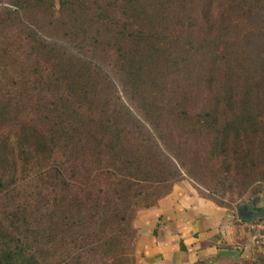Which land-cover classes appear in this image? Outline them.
<instances>
[{
	"label": "trees",
	"instance_id": "obj_1",
	"mask_svg": "<svg viewBox=\"0 0 264 264\" xmlns=\"http://www.w3.org/2000/svg\"><path fill=\"white\" fill-rule=\"evenodd\" d=\"M53 1H8L0 28L28 17L40 32L71 38L106 24V45L129 96L124 103L108 99L110 81L97 66L51 48L26 25L29 49L38 59L33 69L51 64L38 80L57 98L48 108L29 104L30 113L41 115L40 107L45 113L29 120L21 118L13 95L0 89V127L18 129L14 142L0 133V264H40L27 243L29 235L37 239L35 224L42 225L40 242L57 241L54 264L96 258L135 264L136 213L155 207L184 177L214 203L197 188L203 178L239 196L262 194L264 0H103L92 6L57 0L58 9ZM195 16L204 35L195 34V21L184 20ZM224 17L244 24L245 46L233 48L223 24L230 19ZM197 65L210 82L211 96L201 109L190 101L196 85H187ZM32 173L47 192L38 215L15 199L19 177ZM243 215L240 220L253 221ZM257 260L264 264V257Z\"/></svg>",
	"mask_w": 264,
	"mask_h": 264
},
{
	"label": "rangeland",
	"instance_id": "obj_2",
	"mask_svg": "<svg viewBox=\"0 0 264 264\" xmlns=\"http://www.w3.org/2000/svg\"><path fill=\"white\" fill-rule=\"evenodd\" d=\"M8 1L10 0H0V11L7 8ZM102 1L103 0H86L85 5L92 6V4L96 2ZM104 1L111 2L112 0ZM53 2L55 9H58V1L54 0ZM117 6H119L118 3ZM117 12L118 9H115L113 13L115 14L114 17L116 18H118ZM227 18L228 17H224V19ZM228 19H230L227 20L229 21V24L224 22L223 24L229 26V40H232L231 42L233 45H235L233 48L236 49L245 46L247 44V30L244 29V24L238 23V21L235 19ZM184 20L191 21L190 23L195 21L192 24L196 28V35L198 33H202L204 35L207 32L206 30L201 32L202 22L198 16H195V18L192 19L185 17ZM29 21L30 19H28V17H21L20 24L11 26L9 25L8 27L0 28V89H4L9 94L13 95V98L17 101V103L21 105V118H27L29 120L31 118H43L45 113L42 111V108L40 107V113L42 116L34 115L33 113H30L31 107L29 104H43L48 108L50 106V102H55L57 98L56 93L49 95L45 89L44 83L42 81L40 82V80H42L41 76L43 75V72L45 74V72L48 70L51 71V64L48 65L38 63V68L41 70L37 71L33 69V65L38 59L34 57V54L29 49L30 45L27 39V24H29L31 28L37 30L38 35L45 38V40L51 44V48L56 50H59V48H65L67 50L65 53L72 55L78 60L88 61L91 66H97L110 81L109 89L111 91L107 98L111 100L119 98L120 103L125 102L126 98L129 96V91L127 87H124V81L116 69L114 53L111 51V47L106 45L107 40L103 34L106 24H94V26H97L96 30H98V32L91 30L88 31L85 36L76 34L71 38H65L63 33L60 32L56 33L55 36L50 35L47 30H45V33L40 32V30H38L35 26H32ZM211 21L212 24L218 26V20L215 22V20L212 18ZM209 22L210 21H208V23ZM235 22L239 24H237L238 27ZM131 28H133L131 30H136V26L134 27L133 22H131ZM67 41L70 43H67ZM60 51L64 52L65 50L63 51L60 49ZM47 57H44V59ZM204 72V67L197 65L195 77L191 78V80L187 82V85H196V87L191 90L190 93V101H193L195 104L194 107L196 109H201L203 104L206 103L211 96L208 85L210 82H206L205 79H207L208 76L206 77L207 73L206 75H203ZM38 73L41 74V76ZM34 74L38 75V77ZM39 78L40 80H38ZM217 79L218 77H215L216 82ZM216 82H212V86H217ZM176 91H179V89L174 90L173 93L177 94ZM168 93L170 96L171 94L169 91ZM109 108L112 109V106L110 105ZM16 126L13 125L11 129H8L7 125L0 127V133L4 132L5 134H8L11 140L14 142L15 134L18 130ZM175 135L178 136L175 140L179 141L180 133L176 132ZM175 144H177V142H175ZM19 180L20 184L18 186V195L15 197V199H17V202L19 203L25 202L27 211L31 214L38 215L37 213L40 210V202L44 200L47 194V192L44 191L42 187L43 184L41 183L40 175L38 173H32L31 175H26L23 177L20 176ZM201 181L202 184L199 183L197 187L199 191L203 195L210 196V198H212L217 205L228 210H233L236 212L240 206L246 205L251 201H256L258 198V196L250 197L249 194L239 196L237 192L231 193L228 191H223L222 189L220 190L219 188H214L209 178H203ZM181 182H187L188 184H191L187 177H184L183 180L179 181L178 183ZM262 191H264V186ZM0 201H2L1 198ZM39 227L41 228L42 225H33L32 232H38V235H33L36 236L37 239L30 237L31 235L27 237L28 246L39 256L40 264H54L55 261L57 262V259L55 260L54 257L57 254V241L51 244H43L40 242L39 234L41 230L38 229ZM44 252H47V256L44 255ZM256 254V257H264V250L259 252L257 251ZM256 257L246 260H238L230 264H260L261 261H256ZM88 264H108V262L104 263L103 261H100L99 258H96L94 261L88 262Z\"/></svg>",
	"mask_w": 264,
	"mask_h": 264
},
{
	"label": "crops",
	"instance_id": "obj_3",
	"mask_svg": "<svg viewBox=\"0 0 264 264\" xmlns=\"http://www.w3.org/2000/svg\"><path fill=\"white\" fill-rule=\"evenodd\" d=\"M255 206L264 210V191ZM248 219L256 222L255 216ZM252 222L202 197L187 182L175 184L155 207L136 213L135 264H230L254 258Z\"/></svg>",
	"mask_w": 264,
	"mask_h": 264
},
{
	"label": "built area",
	"instance_id": "obj_4",
	"mask_svg": "<svg viewBox=\"0 0 264 264\" xmlns=\"http://www.w3.org/2000/svg\"><path fill=\"white\" fill-rule=\"evenodd\" d=\"M248 229L252 233L250 246L256 251L264 250V222L256 221L248 224Z\"/></svg>",
	"mask_w": 264,
	"mask_h": 264
},
{
	"label": "water",
	"instance_id": "obj_5",
	"mask_svg": "<svg viewBox=\"0 0 264 264\" xmlns=\"http://www.w3.org/2000/svg\"><path fill=\"white\" fill-rule=\"evenodd\" d=\"M256 201H251L249 202L248 204L246 205H243V206H240L236 212L238 214V216H240V214H242V209L243 208H247L249 209V211L252 213H255V214H260V215H264V210L260 209V208H257L256 206ZM244 218H252L253 216L250 215V216H246V215H243ZM255 217H257V215H255Z\"/></svg>",
	"mask_w": 264,
	"mask_h": 264
},
{
	"label": "flooded vegetation",
	"instance_id": "obj_6",
	"mask_svg": "<svg viewBox=\"0 0 264 264\" xmlns=\"http://www.w3.org/2000/svg\"><path fill=\"white\" fill-rule=\"evenodd\" d=\"M242 213L244 214V215H246V216H250V215H252V216H255V215H258V214H255V213H251L250 211H249V209H247V208H243L242 209Z\"/></svg>",
	"mask_w": 264,
	"mask_h": 264
}]
</instances>
